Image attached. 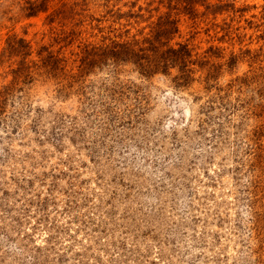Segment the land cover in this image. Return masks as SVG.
Returning a JSON list of instances; mask_svg holds the SVG:
<instances>
[{
  "label": "rangeland",
  "instance_id": "1",
  "mask_svg": "<svg viewBox=\"0 0 264 264\" xmlns=\"http://www.w3.org/2000/svg\"><path fill=\"white\" fill-rule=\"evenodd\" d=\"M170 1L0 0V264H264V0ZM165 14L188 84L78 68Z\"/></svg>",
  "mask_w": 264,
  "mask_h": 264
},
{
  "label": "trees",
  "instance_id": "2",
  "mask_svg": "<svg viewBox=\"0 0 264 264\" xmlns=\"http://www.w3.org/2000/svg\"><path fill=\"white\" fill-rule=\"evenodd\" d=\"M170 1V0H169ZM184 4V8L191 9L198 0H177ZM172 2V1H170ZM219 7L218 5L215 8ZM35 10L29 15H34ZM178 31L176 21L171 19L170 14H165L160 17L156 23L150 27L148 34L141 39H136L133 36L129 40H111L109 43H102L100 45H85L82 48V56L78 66L81 71H90L93 67L112 65L113 70L122 63H132L138 71L144 76H151L154 74H170L172 68L179 70V75L175 78L177 85H186L192 80V73L194 69L191 65L203 66L202 61L191 59V51L186 44H179L177 48L169 45L174 34ZM11 52L14 49L11 48ZM41 64L39 68L43 69L46 76H57L60 71V60L51 53L40 59ZM17 70L25 71L23 61ZM74 78V76H71ZM64 91L60 90V93ZM65 95V94H64ZM143 105V104H142ZM138 105L140 113L143 116L145 105ZM129 109V108H127ZM134 112L133 109H129ZM116 115H119L116 114Z\"/></svg>",
  "mask_w": 264,
  "mask_h": 264
}]
</instances>
